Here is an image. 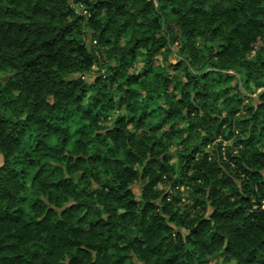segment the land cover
Returning <instances> with one entry per match:
<instances>
[{
  "label": "trees",
  "instance_id": "16d2710c",
  "mask_svg": "<svg viewBox=\"0 0 264 264\" xmlns=\"http://www.w3.org/2000/svg\"><path fill=\"white\" fill-rule=\"evenodd\" d=\"M0 72V264H264V0H0Z\"/></svg>",
  "mask_w": 264,
  "mask_h": 264
},
{
  "label": "rangeland",
  "instance_id": "374dc122",
  "mask_svg": "<svg viewBox=\"0 0 264 264\" xmlns=\"http://www.w3.org/2000/svg\"><path fill=\"white\" fill-rule=\"evenodd\" d=\"M72 4V3H71ZM157 5V4H156ZM84 5L81 4H75L73 5V9L76 13L81 14L82 10L84 9ZM83 32H84V37L88 42V39L91 38V42L94 44V40L95 37H93L92 35H90V30L87 27L83 28ZM171 60L172 62H176L177 60L180 59L179 55L176 53L178 46L176 44L172 45L171 47ZM142 68V63L140 61H138L136 63V70H141ZM168 69V73L171 76H177L180 80L184 81V79L182 78V72L181 71H174L169 65L167 66ZM98 73H105L106 71L102 70V71H98L97 68H94L92 72L86 74V80L89 82H92L94 80V78L96 76H98ZM231 74H235L236 72L234 71H230ZM11 76L10 72H0V82L2 84H5L6 81L9 79V77ZM231 86H236L238 88V91L241 93V95L244 98V102L242 106H253L256 107L257 104L260 103V100H258V94L262 91V89H256L254 86V83L251 82L250 84V90L246 89L244 87L243 84L241 83H237L236 80H232ZM174 83L171 84L170 88H174ZM219 86L215 87V89H217ZM264 104V103H263ZM225 112V111H224ZM224 112H222V116L225 114ZM110 116L112 117V112L109 113ZM261 118L264 121V109H261ZM114 115V114H113ZM245 116H248L247 113L242 112L239 114V116L237 118H243ZM111 121L110 118H108V123ZM180 126H186L185 122H181ZM242 125H240L241 127ZM239 127V126H238ZM236 125L233 126V134L229 137V138H225L223 135H220L216 140L209 142L206 147H205V151L208 152L212 157L215 156L216 153V145L218 143L220 144V152L223 156V159L227 158V149H229L231 152H233L234 154H236L239 146H235V143L238 139L237 134H239V129ZM222 130H225V127L222 128ZM226 134V133H224ZM264 145V140L260 141L258 143L257 146H263ZM180 146L178 145L177 141L172 143V146L170 147V150L168 152L169 155V165L172 166L173 168V173H174V177L173 180L170 182H161L156 186V189H158L159 191H161L163 194H166L168 196V200H170V198L172 197H176L179 199L180 201V205L182 206V208L185 205L190 206L193 202V198L194 196L192 195V189L188 188L186 186H184L181 183V178L179 175V171H178V158H177V154L178 151L180 150ZM1 155H0V163H1ZM175 185H172V184ZM141 186H142V182L141 181H137L135 183H133L131 185V189L133 191V193L139 197L140 196V191H141ZM185 208V207H184ZM188 208V207H186ZM200 210V213H202L201 209H197ZM209 208L206 207L205 212L204 213H208ZM208 264H235L234 260H229L227 261L224 256L221 253H218L214 256H211L208 258Z\"/></svg>",
  "mask_w": 264,
  "mask_h": 264
},
{
  "label": "built area",
  "instance_id": "2783aa9c",
  "mask_svg": "<svg viewBox=\"0 0 264 264\" xmlns=\"http://www.w3.org/2000/svg\"><path fill=\"white\" fill-rule=\"evenodd\" d=\"M85 13V12H84ZM95 43V40L93 41Z\"/></svg>",
  "mask_w": 264,
  "mask_h": 264
}]
</instances>
